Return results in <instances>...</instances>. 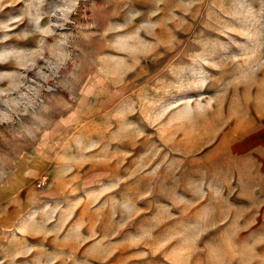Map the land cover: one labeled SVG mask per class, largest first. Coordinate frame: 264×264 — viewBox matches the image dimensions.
I'll use <instances>...</instances> for the list:
<instances>
[{
  "label": "rangeland",
  "instance_id": "1",
  "mask_svg": "<svg viewBox=\"0 0 264 264\" xmlns=\"http://www.w3.org/2000/svg\"><path fill=\"white\" fill-rule=\"evenodd\" d=\"M0 264H264V0H0Z\"/></svg>",
  "mask_w": 264,
  "mask_h": 264
}]
</instances>
